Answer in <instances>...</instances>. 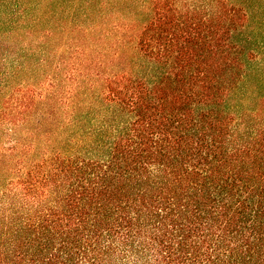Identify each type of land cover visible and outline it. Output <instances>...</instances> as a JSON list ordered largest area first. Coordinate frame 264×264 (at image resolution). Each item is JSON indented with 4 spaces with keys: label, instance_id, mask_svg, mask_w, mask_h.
<instances>
[{
    "label": "trees",
    "instance_id": "16d2710c",
    "mask_svg": "<svg viewBox=\"0 0 264 264\" xmlns=\"http://www.w3.org/2000/svg\"><path fill=\"white\" fill-rule=\"evenodd\" d=\"M134 2L0 0V264H264V0Z\"/></svg>",
    "mask_w": 264,
    "mask_h": 264
},
{
    "label": "rangeland",
    "instance_id": "374dc122",
    "mask_svg": "<svg viewBox=\"0 0 264 264\" xmlns=\"http://www.w3.org/2000/svg\"><path fill=\"white\" fill-rule=\"evenodd\" d=\"M76 2V0H75ZM113 3V7L112 9H114V14L116 15H120V14H125L126 12H131L134 9L133 4L135 3L134 0H112ZM111 9V8H110ZM109 9V10H110ZM131 10V11H130ZM110 15H111V11H110ZM256 19L253 22L252 26H253V30L254 33L256 35V37L262 42L264 43V11L263 9L260 10L257 15H256ZM109 20V17H108ZM128 20V19H127ZM112 22H118V20H116L115 18H113ZM129 22V20H128ZM113 34L110 35V37L108 38V41H112L111 43H114L113 40L115 38V35L112 37ZM111 38L113 40H111ZM108 45V42H104V41H100L99 43V47H102L105 49V47ZM126 50V49H125ZM127 51V50H126ZM255 58H257V63L259 62L260 65H258L260 68L263 67L264 70V48L262 50H259L255 53ZM256 84V76L252 77L249 80V86L254 87ZM2 110V102H0V112ZM1 118H0V133H3V130H1Z\"/></svg>",
    "mask_w": 264,
    "mask_h": 264
}]
</instances>
